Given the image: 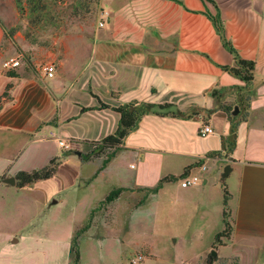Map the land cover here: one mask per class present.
Returning <instances> with one entry per match:
<instances>
[{
    "label": "crops",
    "instance_id": "obj_1",
    "mask_svg": "<svg viewBox=\"0 0 264 264\" xmlns=\"http://www.w3.org/2000/svg\"><path fill=\"white\" fill-rule=\"evenodd\" d=\"M210 1L97 0L102 25L84 38L57 41L46 58L54 75L44 78L34 56L30 70L3 68L16 53L6 37L12 0H0V96L11 84L0 99V196L54 179L91 190L96 200L89 214L122 188L106 205L136 201L135 211L158 199L167 213L194 208V239L206 240L213 263L264 264V0ZM208 14L220 20L237 57L253 62L249 85L222 69L234 66L233 58ZM128 102L169 104L175 112H142L98 170L104 157L85 158L89 143L114 132L119 115L111 108ZM201 124L212 134L200 137ZM50 160V178L15 187L18 172L40 170ZM84 165L91 167L85 178ZM187 171L197 183L181 188L176 180ZM168 176L175 179L145 192ZM222 177L231 230L212 251L222 229ZM58 203L44 200L35 214Z\"/></svg>",
    "mask_w": 264,
    "mask_h": 264
},
{
    "label": "rangeland",
    "instance_id": "obj_2",
    "mask_svg": "<svg viewBox=\"0 0 264 264\" xmlns=\"http://www.w3.org/2000/svg\"><path fill=\"white\" fill-rule=\"evenodd\" d=\"M96 3L97 0H12L6 11V37L14 52L23 57L22 67L30 70L33 56L38 58L39 67L49 63L46 58L57 50V41L88 36L100 20ZM90 151L89 156L105 157L109 153L91 147ZM90 170L89 165H84L82 177ZM93 194L88 188L64 187L54 179L39 182L27 191L3 192L0 264H73L72 238L87 221L88 228L76 238L75 264H205L211 251L205 239H194V208L167 213L166 209L160 211L157 199L135 211L132 208L139 206L136 201L132 207L119 202L115 209L100 204L88 214L96 200ZM52 198L59 203L49 205L37 217L40 203Z\"/></svg>",
    "mask_w": 264,
    "mask_h": 264
},
{
    "label": "trees",
    "instance_id": "obj_3",
    "mask_svg": "<svg viewBox=\"0 0 264 264\" xmlns=\"http://www.w3.org/2000/svg\"><path fill=\"white\" fill-rule=\"evenodd\" d=\"M204 2L212 3L210 0H203ZM208 19L211 21L214 30L216 33L222 38L223 46L227 49V51L232 55L233 58V64L232 67H222L223 70L231 74L232 76L236 77L244 86H247L252 81V72H253V62L252 61H246L242 60L237 57L235 51L232 49L230 44L225 41L222 37V29H221V22L216 17V15H207ZM9 77H14L13 73H8ZM11 88V84H7L5 86V89L3 93L0 96V99H5L7 97V92ZM248 98H246V101ZM138 107H145L142 110H138ZM108 108V106L99 103L98 109H105ZM147 108V109H146ZM113 111L118 113L119 120L116 129L114 132L104 138H102L98 142L89 143V146L93 148L94 150H101L105 151L107 150L108 156H105L102 160L101 166L98 170H101L109 158L113 155L114 151L119 148L121 145L122 139L128 134L130 131H132L135 128L136 122L144 111H153L156 114L165 115L167 113H173L175 112L173 106L169 104H145V103H137V102H128L126 104L118 105L116 107L111 108ZM85 110V109H82ZM226 111V110H224ZM227 112V111H226ZM89 154L85 156V158H88ZM53 161L50 160L48 162V165L40 170H35L31 172H18L14 176L15 180V187L16 188H22L26 185L32 184L39 180H46L52 176L54 173V167H52ZM182 175V174H181ZM180 175V176H181ZM180 176L178 178H180ZM177 178V179H178ZM174 177H164L158 181L156 186L152 189H145V192L149 193H155L162 185V183L166 181H172L174 180ZM224 179L220 180V185L222 189V211H221V223H222V229L214 235L212 244H211V250L214 251L215 246L221 243L220 239L224 238L227 239L230 234L231 225L229 221V209H228V199L229 194L226 191V187L224 184ZM123 191L122 188H115L112 189L100 202V204H109L113 202L118 195ZM93 212V209L90 211V214ZM89 226V221L86 222V224L78 230L75 235L72 238V250H73V264H75L78 260V252H77V245H76V238L79 233L84 232ZM214 261V257L212 255H209L205 264H211V262Z\"/></svg>",
    "mask_w": 264,
    "mask_h": 264
},
{
    "label": "built area",
    "instance_id": "obj_4",
    "mask_svg": "<svg viewBox=\"0 0 264 264\" xmlns=\"http://www.w3.org/2000/svg\"><path fill=\"white\" fill-rule=\"evenodd\" d=\"M101 22L98 23V26H101ZM23 57L20 54H16L15 56L9 58L7 61L3 62L2 66L6 70H14L18 68L22 63ZM40 71L44 78H52L54 75V66L52 63H46L41 65ZM212 134V129L207 124H201L198 130V135L200 137H204L206 135ZM59 145L67 148L68 146L62 142H59ZM179 183L181 188H186L193 186L197 183V179L195 176L191 175L189 171L184 173L180 178L176 180ZM140 259V257H136V260ZM135 262V261H133Z\"/></svg>",
    "mask_w": 264,
    "mask_h": 264
},
{
    "label": "water",
    "instance_id": "obj_5",
    "mask_svg": "<svg viewBox=\"0 0 264 264\" xmlns=\"http://www.w3.org/2000/svg\"><path fill=\"white\" fill-rule=\"evenodd\" d=\"M225 170H226V168H225ZM6 182H7L8 184H10V185H13V183H14L13 179H8Z\"/></svg>",
    "mask_w": 264,
    "mask_h": 264
}]
</instances>
